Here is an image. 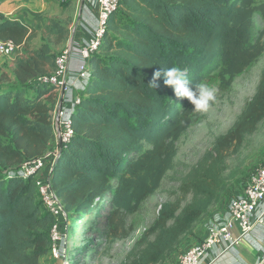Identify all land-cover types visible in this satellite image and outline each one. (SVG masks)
Returning <instances> with one entry per match:
<instances>
[{
	"label": "trees",
	"instance_id": "1",
	"mask_svg": "<svg viewBox=\"0 0 264 264\" xmlns=\"http://www.w3.org/2000/svg\"><path fill=\"white\" fill-rule=\"evenodd\" d=\"M255 16L264 22V0L119 1L71 113L73 135L47 175L68 219L90 220L87 232L93 240L129 236L128 218L173 169L177 142L195 116L190 102L175 97L163 77L159 87L150 86L155 71L179 66L193 86L215 80L227 90L264 51L263 33L253 31ZM31 17L41 24L44 38L67 39L66 26ZM36 33L0 16V42L26 48L13 71L0 70V264H40L51 247L54 218L33 176L15 175L23 162L55 146V89L36 79L54 70L58 54L49 42L29 49ZM263 120L264 71L232 126L181 177L180 192L191 194V201L183 207L161 204L120 264H158L180 244L217 203L225 159L239 152ZM81 252L93 251L86 245Z\"/></svg>",
	"mask_w": 264,
	"mask_h": 264
},
{
	"label": "rangeland",
	"instance_id": "2",
	"mask_svg": "<svg viewBox=\"0 0 264 264\" xmlns=\"http://www.w3.org/2000/svg\"><path fill=\"white\" fill-rule=\"evenodd\" d=\"M56 12L57 21L60 23L67 19L68 21L73 19V13L68 14L66 9L57 8ZM58 15L63 19H60L61 17L59 18ZM67 15L71 17L69 18ZM253 31L262 32L264 42V22L257 16L253 20ZM69 40L70 30L64 41H60L56 37L44 38L41 32L37 31L29 41L28 47L35 49L42 43L49 42L57 55L67 48L68 44L66 43ZM263 71L264 51L249 68L233 80L227 90H220L218 82L215 80L206 82L219 90L217 101L207 112H195L191 126L177 142V154L173 169L166 173L159 188L142 203L138 212L128 218L132 232L127 238L97 242L91 236L89 237L87 232L90 220H76L69 216L68 223L65 224L62 233L64 241L60 245L61 257L56 259L51 256V253H48L40 259V264H120L126 261L129 252L136 247L142 233L156 219L161 204L179 202L183 207L191 201V194L183 197L180 192L181 177L197 163L203 154L212 148L215 139L232 126L244 105L254 95ZM56 155H58V150ZM262 165H264V120L257 126L253 135L245 138L239 152L225 159L216 204L225 205L229 200L238 197L249 179ZM86 245L93 252H88L85 255L81 251ZM186 245L189 247L194 245L193 242H189L187 236L158 264H179Z\"/></svg>",
	"mask_w": 264,
	"mask_h": 264
},
{
	"label": "built area",
	"instance_id": "3",
	"mask_svg": "<svg viewBox=\"0 0 264 264\" xmlns=\"http://www.w3.org/2000/svg\"><path fill=\"white\" fill-rule=\"evenodd\" d=\"M97 5L96 25L91 38L79 50L80 61L72 64L70 55L72 46L59 53L55 58L54 70L36 79L40 85L54 87L58 93L60 106L53 111L52 127L56 147L54 151L45 153L42 157L25 161L15 172L16 176L27 178L33 176L36 192L46 210L53 216L54 224L50 230V253L54 258L61 257L60 245L64 241L62 235L65 224L68 223V215L65 212L60 199L50 187L47 178H42L46 168L50 169L56 152L65 146L73 131L70 116L80 98H72L71 90L79 81L87 84L91 76L90 58L97 53L102 38L106 33L108 20L117 10L120 0H95ZM19 46L10 41L0 42V55L9 57L16 53ZM61 102L71 103L73 109L61 106ZM39 177V178H38ZM221 221H211L206 227V239L198 245L187 248L179 259V264H205L209 251L218 244L226 247L238 246L242 238L248 234L257 224L264 223V165H262L249 179L242 193L225 203ZM239 229L240 235L233 236L232 230ZM259 253L254 264H264V250L258 247ZM230 264H239L233 259Z\"/></svg>",
	"mask_w": 264,
	"mask_h": 264
},
{
	"label": "crops",
	"instance_id": "4",
	"mask_svg": "<svg viewBox=\"0 0 264 264\" xmlns=\"http://www.w3.org/2000/svg\"><path fill=\"white\" fill-rule=\"evenodd\" d=\"M57 8L66 9L68 14L73 13L72 20L68 21L67 19L59 23L70 30V40L66 44H68V48L72 46L70 59L72 64H75L80 61L78 50L91 38L96 25L98 13L95 0H0V16L6 19H16L40 32L42 30L41 24L33 20L31 15H40L44 19L57 21ZM67 16L71 17L70 15ZM58 17L61 16L58 15ZM25 49V47H19L18 51L9 57L0 55V70L13 71L15 58L24 56L26 54ZM85 86V82L79 81L78 85L71 90L72 98H81ZM57 105L60 106L59 99L56 100L55 107ZM61 106L70 110L73 109L71 103L61 102ZM55 146L50 151H54ZM48 172L49 168L44 171L42 178H47ZM223 207L215 203L208 209L206 215L193 224L190 233L187 235L189 242L198 245L205 241L206 227L211 221L223 219ZM232 234L235 237L239 236V229L234 228ZM258 247L264 250V223L255 225L242 238L238 246L226 247L224 244L215 246L212 251H209L205 264H230L233 259H237L239 264H254L259 253ZM187 248L189 245H186L183 251Z\"/></svg>",
	"mask_w": 264,
	"mask_h": 264
},
{
	"label": "clouds",
	"instance_id": "5",
	"mask_svg": "<svg viewBox=\"0 0 264 264\" xmlns=\"http://www.w3.org/2000/svg\"><path fill=\"white\" fill-rule=\"evenodd\" d=\"M161 77H163L164 85L172 89L175 97L184 98L190 102L193 112H207L217 101L219 90L216 87L205 82L193 86L187 78L185 70L179 66L158 68L150 82L153 89L159 87L157 81Z\"/></svg>",
	"mask_w": 264,
	"mask_h": 264
}]
</instances>
